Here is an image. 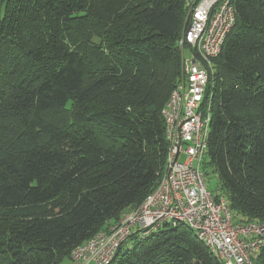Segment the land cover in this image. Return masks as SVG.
<instances>
[{"label": "trees", "instance_id": "trees-1", "mask_svg": "<svg viewBox=\"0 0 264 264\" xmlns=\"http://www.w3.org/2000/svg\"><path fill=\"white\" fill-rule=\"evenodd\" d=\"M190 4L0 0V264H72L77 246L155 188ZM232 4L202 167L235 223L263 222L264 0ZM108 264L223 263L179 223L132 232Z\"/></svg>", "mask_w": 264, "mask_h": 264}, {"label": "built area", "instance_id": "built-area-1", "mask_svg": "<svg viewBox=\"0 0 264 264\" xmlns=\"http://www.w3.org/2000/svg\"><path fill=\"white\" fill-rule=\"evenodd\" d=\"M189 2L178 44L190 55L161 110L168 141L161 178L137 208L77 246L73 264H108L132 232L145 236L163 224H186L223 264H254L264 243V221L235 223L225 197L215 200L207 189L202 167L211 131L212 59L234 25L235 9L232 0Z\"/></svg>", "mask_w": 264, "mask_h": 264}, {"label": "rangeland", "instance_id": "rangeland-1", "mask_svg": "<svg viewBox=\"0 0 264 264\" xmlns=\"http://www.w3.org/2000/svg\"><path fill=\"white\" fill-rule=\"evenodd\" d=\"M183 54L185 55V57H188L190 55L189 51L187 50V48H183ZM184 159V155L181 156V160ZM165 167V166H164ZM208 174L205 175V180H206V186L207 189L213 194H222L225 193V191L221 188L218 176L215 172V170L212 169H208ZM129 208L124 209L120 214H119V218L117 219L116 222H118L121 219V216L128 211ZM131 210V208L129 209ZM116 222L112 223L115 224ZM67 262H64V264H66ZM72 263V262H71ZM73 264V263H72ZM90 264H94V263H90Z\"/></svg>", "mask_w": 264, "mask_h": 264}]
</instances>
